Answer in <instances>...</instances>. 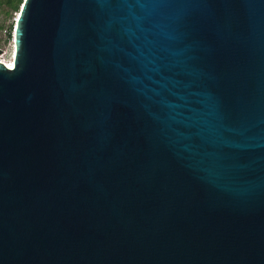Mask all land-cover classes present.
Returning a JSON list of instances; mask_svg holds the SVG:
<instances>
[{"label":"water","instance_id":"obj_1","mask_svg":"<svg viewBox=\"0 0 264 264\" xmlns=\"http://www.w3.org/2000/svg\"><path fill=\"white\" fill-rule=\"evenodd\" d=\"M0 62V264H264V0H24Z\"/></svg>","mask_w":264,"mask_h":264},{"label":"rangeland","instance_id":"obj_2","mask_svg":"<svg viewBox=\"0 0 264 264\" xmlns=\"http://www.w3.org/2000/svg\"><path fill=\"white\" fill-rule=\"evenodd\" d=\"M24 0H0V60L10 61L14 50L16 18Z\"/></svg>","mask_w":264,"mask_h":264},{"label":"bare ground","instance_id":"obj_3","mask_svg":"<svg viewBox=\"0 0 264 264\" xmlns=\"http://www.w3.org/2000/svg\"><path fill=\"white\" fill-rule=\"evenodd\" d=\"M20 13V12H19ZM0 62H3L5 64H7L10 67H14V50H13V54H12V58L10 61L7 60H0Z\"/></svg>","mask_w":264,"mask_h":264}]
</instances>
